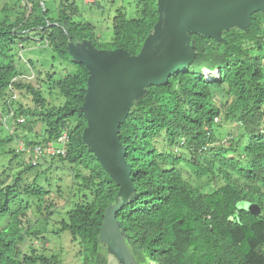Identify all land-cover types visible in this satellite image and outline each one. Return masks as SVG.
Returning <instances> with one entry per match:
<instances>
[{
    "label": "trees",
    "instance_id": "16d2710c",
    "mask_svg": "<svg viewBox=\"0 0 264 264\" xmlns=\"http://www.w3.org/2000/svg\"><path fill=\"white\" fill-rule=\"evenodd\" d=\"M133 2L128 16L116 9L107 42L80 18L76 0H58L54 16L44 0L0 5V105L12 111L16 126L24 127L28 117L43 124L41 140L26 145L67 134L64 153L47 164L55 161L70 175L54 233L69 235L79 264H108L100 229L120 184L85 140L89 70L72 59L68 37L78 48L141 54L158 19L156 0ZM188 35L189 64L166 84L135 93L118 128L132 186L115 222L137 264H264V11L253 12L246 28H222L219 38ZM27 41L43 43L64 63L37 71V86L21 78L18 49ZM22 63L33 68L30 60ZM42 85L57 91L58 102L46 101ZM13 90L30 95L32 106L14 100ZM224 123L234 130L217 140ZM22 167L10 184L5 169L0 171V264H66L59 252L43 249L39 236L54 213L52 204L41 209L47 211L41 232L25 226L27 203L14 207L17 194H48L36 184L39 173L19 185L33 165ZM243 201L254 203L255 212L239 207ZM30 236L41 243L27 244Z\"/></svg>",
    "mask_w": 264,
    "mask_h": 264
},
{
    "label": "water",
    "instance_id": "95a60500",
    "mask_svg": "<svg viewBox=\"0 0 264 264\" xmlns=\"http://www.w3.org/2000/svg\"><path fill=\"white\" fill-rule=\"evenodd\" d=\"M156 11L157 22L139 55H130L123 48L98 50L89 44L86 49L78 48L68 37L72 59L89 70L82 105L89 144L106 169L103 155L118 171L117 177L112 176L120 187L105 211L100 237L123 264H137L115 222V212L132 186L118 128L134 94L151 85L166 84L169 76L189 64L193 46L188 32L219 38L222 28H246L253 12L264 11V0H156ZM97 148L101 153L95 151Z\"/></svg>",
    "mask_w": 264,
    "mask_h": 264
},
{
    "label": "rangeland",
    "instance_id": "374dc122",
    "mask_svg": "<svg viewBox=\"0 0 264 264\" xmlns=\"http://www.w3.org/2000/svg\"><path fill=\"white\" fill-rule=\"evenodd\" d=\"M4 1L6 0H0V5ZM44 2L49 10V16H54L58 0H44ZM76 3L79 7L80 18L92 23L95 33L101 42H107L111 39V20L116 9L119 7L123 8L128 16L131 7H134L133 0H76ZM30 36L34 37V33H31ZM18 54L20 55V67L23 72V77L21 78H25L32 83H35V85L33 84L34 86L38 85L34 78L37 71L43 73L51 64L56 66H59L60 64L61 66L64 65L61 59L56 56L52 57V50L49 47H44V44L41 42H22L21 47L19 46ZM28 60L32 62L33 68L22 63V61ZM40 88L42 89V94L48 103L52 104L58 102L56 90H54L55 92L52 90L50 91L52 93H49V90L46 89L44 85ZM21 93H24V91L21 90ZM11 97L15 98L14 100L16 101L19 100L27 107L32 106L31 97L28 94L20 95L18 91L13 90L11 91ZM12 106L15 108L16 104L14 103ZM11 125L13 128H11ZM43 129L44 126L40 121L33 122L30 117L24 122V127L16 126V120L12 116V111H9L7 108L0 105V171L5 169V172L8 174V184H10L17 173L22 170L23 163H31V152L27 151L31 149V145H26V142L28 140L40 141ZM218 130L219 134L217 135V140H224V137L230 131L234 130V125L231 123H224L220 125ZM7 136H11L12 138L8 142H5ZM84 136L86 142L89 144L88 135L85 133ZM98 150L100 149H95L96 152ZM58 155H61V153H58ZM51 156L55 155H44L39 158L35 164L31 163L33 165L32 171L22 174V181L19 184L21 186L23 183H30L35 174L39 173V177L36 179V184L43 190H48V194H46V196L44 195V199L43 197H39V199L36 196L17 194L14 200V207H16L20 201L22 204L27 203L30 210L24 218L25 226L30 227V225H32L31 230L41 232L42 229L40 224L44 225V214L47 212L41 209L48 204H52V210H54V213L49 216L47 222H45L46 232L39 233V236L42 235L45 238L43 241V249H45L46 252H59L60 257L63 258L66 264H79L80 258L76 256L78 247L70 241L69 235L66 232L58 235L54 233L57 227L56 222L61 218V205L64 203L71 181L69 173L65 167H61V164H58L55 161L52 162L53 164L51 166L47 164V161ZM103 157L105 160L108 159L105 155H103ZM109 163L108 166H110V168L107 167V169L117 177L118 171L111 161H109ZM15 193H20L19 188ZM36 206H39V209H37ZM239 207L246 209L253 208V213L256 210L254 203L246 201L240 202ZM4 220L6 221L7 218ZM2 225L3 221L0 226ZM30 242L34 245L41 243L40 240H36L32 236L27 237L26 243L28 244ZM103 249L108 258V264H111V261L116 264L117 260L113 258L111 259V256H109L111 250L108 245H104ZM142 264L149 263L144 261Z\"/></svg>",
    "mask_w": 264,
    "mask_h": 264
},
{
    "label": "built area",
    "instance_id": "2783aa9c",
    "mask_svg": "<svg viewBox=\"0 0 264 264\" xmlns=\"http://www.w3.org/2000/svg\"><path fill=\"white\" fill-rule=\"evenodd\" d=\"M205 73L207 74L208 72L205 71ZM66 141H67V134L63 132L55 140H49L45 143L36 144L33 146L31 145L30 146L31 149L27 150L31 152V157H32L31 163L35 164L36 161L44 155H56L58 153H64Z\"/></svg>",
    "mask_w": 264,
    "mask_h": 264
},
{
    "label": "bare ground",
    "instance_id": "6f19581e",
    "mask_svg": "<svg viewBox=\"0 0 264 264\" xmlns=\"http://www.w3.org/2000/svg\"><path fill=\"white\" fill-rule=\"evenodd\" d=\"M214 74V73H213ZM98 149V148H97ZM98 153H101V151L100 150H98L97 151ZM106 163H107V167H109L110 168V166H108L110 163H109V161H108V159H106ZM115 177H116V175H115ZM111 251H110V254H109V256H111V259L113 258V259H115V260H117V262H116V264H123V262H122V260L120 259V257L112 250V249H110ZM110 262V261H109ZM111 264H115L113 261H111L110 262Z\"/></svg>",
    "mask_w": 264,
    "mask_h": 264
}]
</instances>
